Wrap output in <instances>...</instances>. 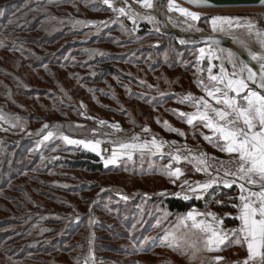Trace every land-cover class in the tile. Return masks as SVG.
<instances>
[{
    "label": "rangeland",
    "instance_id": "obj_1",
    "mask_svg": "<svg viewBox=\"0 0 264 264\" xmlns=\"http://www.w3.org/2000/svg\"><path fill=\"white\" fill-rule=\"evenodd\" d=\"M11 1L0 0L4 48L17 49H0V264H243L248 256L246 244L233 241L221 251H206L204 234L193 229L190 220L187 227L179 220L196 210L215 214L225 230L237 228L238 220L225 222L226 217L234 220L238 215L232 207L239 203L237 186L209 189L210 203L204 210L173 214L162 202L166 197L184 199L185 180L208 179L196 171L195 162L171 161L170 151L186 145L195 155L229 159L203 138L212 135L208 129L184 122L178 113L194 109L178 100L188 93L205 95L198 81L208 82L210 48L213 58H221L213 59V74L219 72L221 61L232 70L229 53L238 72L241 52L255 54V61L264 63V6L198 8L165 0L157 12L159 4L153 0L151 7H144L141 0H128L136 8L133 25L103 0H80L69 10L45 7L48 13L62 10L63 16L52 21L35 11L36 0ZM118 1L110 0L112 5ZM180 9L196 12L201 19L192 21ZM149 16L151 20L146 19ZM215 16L250 18L254 27L250 30L249 20L242 19L241 26L234 22L215 34L210 20ZM157 18L167 32L225 35L234 46L185 44L164 34ZM143 23L148 29H142ZM29 38L39 46L29 44ZM56 61L62 72L47 65ZM104 65L117 68L120 74L103 75ZM255 71L258 76L260 70ZM165 121L185 135L167 130ZM49 131L54 135L44 141ZM64 136L100 141L101 155L82 144H68ZM133 137H139L137 143H150L153 137L176 143L172 148L165 146L163 155L154 149L143 154L133 151L129 159L118 144L132 142ZM114 149L117 162L106 165ZM79 150L97 155L106 170L67 166L66 161ZM170 163L181 168L179 179L164 173ZM197 220L214 222L211 216H197ZM170 233L182 250L167 246L164 238ZM190 243L200 249L191 260ZM217 256L222 257L219 262L214 259Z\"/></svg>",
    "mask_w": 264,
    "mask_h": 264
},
{
    "label": "snow or ice",
    "instance_id": "obj_2",
    "mask_svg": "<svg viewBox=\"0 0 264 264\" xmlns=\"http://www.w3.org/2000/svg\"><path fill=\"white\" fill-rule=\"evenodd\" d=\"M104 4L112 8L113 11H118L122 15H130V9H116L110 0H103ZM144 7H151L150 0H141ZM194 6H208L210 0H189ZM264 6V0H258ZM171 9V4H170ZM180 12L192 21H199L200 15L196 12L180 9ZM151 20L152 17H146ZM242 19H247V27L251 30L254 25L251 24L250 18L215 16L211 17L213 30L224 32L226 28H231L233 23L236 26H241L239 22ZM132 23L136 24L135 16L132 18ZM213 43H219L214 41ZM204 49H201V53ZM252 60H256L255 54H250ZM204 57L202 56L201 59ZM213 59L221 60L219 56H211V48L209 49L208 57V82L204 80L198 81V86L205 93L204 96L196 97L191 93L178 100L179 103L188 104L194 109L193 112H179L178 115L190 127L195 128L197 124L208 129L212 135L203 136L209 143L213 144L219 151L224 152L229 156L227 161L217 160L215 157H208L205 153L199 155L192 154V150L187 146L176 148L175 152H169L171 161L179 164L182 160L195 162L196 171L204 173L208 179L205 181L190 182L185 180L182 185V192L187 188V192L183 195L184 199L203 198L209 189L214 186H222L226 189H231L237 186L240 191L238 197L239 203H233L232 207L237 209L238 215L232 217L240 223L237 228L225 230L222 227L223 220L216 217L213 213L202 214L196 210L189 211L186 216L179 218L180 223L185 227L188 226V221L192 222L191 227L198 229L205 236L204 249L209 252L221 251L223 247L235 241L237 244H246L248 256L243 264H264V93L253 90L249 87V82L257 84L258 88L264 89V63H260L259 75L253 71V68L248 63L241 61L242 67L238 72L237 65L232 59V54L229 53L228 64L232 70L229 71L223 61L219 64V72L213 74V68L216 66ZM247 71V76H243V72ZM214 101V103L210 102ZM2 118V117H0ZM103 123V122H101ZM167 130L174 131L180 136L185 133L171 128L167 121L164 122ZM49 125L45 124L44 128ZM119 131L118 125H112ZM144 131H148L147 128ZM54 133L49 131L44 135L43 140L48 141L53 137ZM203 135V133H201ZM63 139L68 144H82L85 148L101 155L99 149L100 141H85L72 140L67 136ZM139 137H133L132 142L119 143L118 147L122 150V154L127 155L131 159L133 151H139L143 154L145 151L153 149L163 155L165 146L172 148L175 141L167 142L158 140L153 137L151 142L137 143ZM188 152L189 156H184L182 153ZM117 162V152L115 149L112 156L105 160V164H114ZM164 173L179 179L183 175L180 167H173L170 163L164 169ZM190 193V195L188 194ZM180 196V193L176 194ZM127 199V197H123ZM235 200L237 198L230 197ZM197 216H211L213 223H207L206 220H197ZM217 224L221 227H217ZM167 246L174 250H182L183 245L170 233L165 238ZM187 248L192 251L189 259H195L196 253L200 251L196 243H190ZM182 254L187 255V251ZM219 262L222 257L214 258Z\"/></svg>",
    "mask_w": 264,
    "mask_h": 264
},
{
    "label": "trees",
    "instance_id": "obj_3",
    "mask_svg": "<svg viewBox=\"0 0 264 264\" xmlns=\"http://www.w3.org/2000/svg\"><path fill=\"white\" fill-rule=\"evenodd\" d=\"M8 2V1H6ZM15 3V0L11 1ZM81 3V1L79 0H55V1H49V3L46 2V0H36L33 5L34 8L36 9V12H44L45 15H47L49 17V20H55V19H60L63 16L62 10L61 11H56V12H52V13H48L45 11V7H49V8H58L59 6H66V10L69 9H74V4H79ZM8 4H2V6H7ZM33 7V6H32ZM28 11V9H27ZM32 15V13H30ZM44 15V16H45ZM42 17V15H41ZM13 26V25H11ZM142 29H148V25L147 23H143L142 24ZM11 28V27H9ZM35 31V30H34ZM4 30H0V49L4 51L9 50L8 48H4L5 44L2 41V35L6 34L4 33ZM30 39V40H29ZM29 44L34 45V46H39L36 44L35 40L32 38H29ZM21 40L19 39H14L13 42H19ZM15 44V43H14ZM13 47V45L11 46ZM9 51H17V49L15 47L10 48ZM46 64V63H44ZM47 65L49 66H53L55 68H57L58 71L62 72V67L60 66V63H56L53 64L52 62H49ZM101 69H103V75L105 76H116L119 73L118 69L115 67H112L110 65H104L101 66ZM68 75V74H66ZM67 76L64 75L63 79H66ZM67 166L72 167V168H79V169H85L89 172H104L106 170V168L103 166V164L100 162L99 157L97 155H95L94 153L91 152H87L84 150H79L77 152V154L75 155L74 159L72 160H68L66 161ZM209 196V194H206L203 198L201 199H189V200H184L181 198H177V197H166L163 199V207L169 211L170 213L173 214H180V213H186L187 211H189L190 209H199V210H204L208 207L209 205V200L207 199ZM225 222L226 224H236L237 221L235 220H230L227 217L225 218Z\"/></svg>",
    "mask_w": 264,
    "mask_h": 264
},
{
    "label": "water",
    "instance_id": "obj_4",
    "mask_svg": "<svg viewBox=\"0 0 264 264\" xmlns=\"http://www.w3.org/2000/svg\"><path fill=\"white\" fill-rule=\"evenodd\" d=\"M155 3L159 4L160 8H164L165 0H153ZM188 5L194 6L189 0H180ZM237 6H262L258 0H210V4L208 6H200L198 8H208V7H237ZM158 25L161 31L164 34L176 38L178 41L183 42L189 45H204V44H214L224 48H232L234 46L233 42L230 38L225 35H214V34H197V35H190L184 36L180 35L176 31L166 32L165 26L163 22L157 18ZM214 41H219V43H213ZM239 58L241 61H244L249 64L253 69L257 68L256 63L252 60V58L244 53H239ZM256 90L264 93V91L258 88L255 84H250Z\"/></svg>",
    "mask_w": 264,
    "mask_h": 264
},
{
    "label": "built area",
    "instance_id": "obj_5",
    "mask_svg": "<svg viewBox=\"0 0 264 264\" xmlns=\"http://www.w3.org/2000/svg\"><path fill=\"white\" fill-rule=\"evenodd\" d=\"M119 3L123 6L122 8L130 9L131 14L130 15H123V16L127 19V21L132 23L133 11H135V9H136L135 6L133 4H131L128 0H119L118 2L114 3L113 6H115L116 4H119Z\"/></svg>",
    "mask_w": 264,
    "mask_h": 264
},
{
    "label": "bare ground",
    "instance_id": "obj_6",
    "mask_svg": "<svg viewBox=\"0 0 264 264\" xmlns=\"http://www.w3.org/2000/svg\"><path fill=\"white\" fill-rule=\"evenodd\" d=\"M162 10V8H160L159 6L157 7V12H160ZM165 26V25H164ZM167 32V31H166ZM221 33V31H219V30H216L215 31V34H220ZM253 61H255V60H253ZM255 63H256V65H257V68L256 69H253V71H255V70H257V71H259L260 70V64H258L257 63V61H255ZM256 72V71H255ZM257 87H258V85L257 84H255ZM262 90H264V89H262Z\"/></svg>",
    "mask_w": 264,
    "mask_h": 264
}]
</instances>
